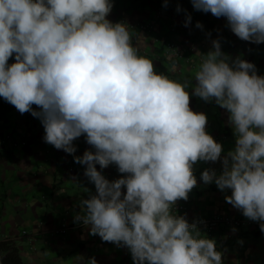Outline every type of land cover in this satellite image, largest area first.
Masks as SVG:
<instances>
[{"label":"clouds","instance_id":"obj_1","mask_svg":"<svg viewBox=\"0 0 264 264\" xmlns=\"http://www.w3.org/2000/svg\"><path fill=\"white\" fill-rule=\"evenodd\" d=\"M192 3L226 17L241 40L264 43V0ZM112 7L110 0H0V97L39 118L44 141L57 150L74 154L81 135L95 150L74 157L96 189L74 217L90 235L127 247L134 264H222L215 240L173 205L196 186L194 164L220 160L223 147L206 132V115L190 108L189 79L157 73L128 26L106 18ZM193 77L192 95L225 109L236 138L222 173L206 169L201 179L230 189L226 201L264 233V76L239 57L230 63L215 40ZM97 164L126 175L110 182Z\"/></svg>","mask_w":264,"mask_h":264},{"label":"crops","instance_id":"obj_2","mask_svg":"<svg viewBox=\"0 0 264 264\" xmlns=\"http://www.w3.org/2000/svg\"><path fill=\"white\" fill-rule=\"evenodd\" d=\"M110 2L113 7L106 18L128 26L139 55L152 60L157 73L180 82L189 79L190 108L206 115V132L223 147L220 160L194 164L197 184L188 193L191 201L185 210L180 206L186 200H178L173 213L188 221L223 219L212 226H197L202 236L215 240L217 250L223 253L222 264H264V233L259 222L247 219L226 201L230 189L221 191L214 181L205 184L201 179L206 169L221 174L223 157L235 147L229 114L214 101L192 95L194 72L201 54L213 49V41L220 42L230 63L239 57L253 63L261 76L264 43L241 40L231 31L226 17L217 18L210 11L200 10L207 14L202 18L192 16L186 8L158 0ZM197 22L202 27H197ZM173 44L175 49L171 48ZM33 109L40 110L36 105ZM44 135L40 119L31 113L21 114L14 108L0 114V239L9 238L17 245L24 264H76V256H83L85 264L93 257L97 264H134L127 247L90 235L88 227L74 220L81 212L80 201L96 194L94 183L84 175L86 165L74 159L82 157L86 150L95 151L85 135L73 141L74 154L57 150L44 141ZM96 168L110 182L126 175L115 164L104 169L97 164ZM122 194H126L125 187ZM228 218L239 219L242 224L235 226L225 221Z\"/></svg>","mask_w":264,"mask_h":264},{"label":"trees","instance_id":"obj_3","mask_svg":"<svg viewBox=\"0 0 264 264\" xmlns=\"http://www.w3.org/2000/svg\"><path fill=\"white\" fill-rule=\"evenodd\" d=\"M145 3L147 0H141ZM165 5H178L186 8L194 17L200 16L205 18L206 13H201L200 10L194 8L192 0H158ZM15 63V54L9 58L8 64ZM15 107L6 102L3 97H0V114L14 109ZM0 256L3 257L2 264H24L22 254L17 245L9 238L0 239Z\"/></svg>","mask_w":264,"mask_h":264},{"label":"built area","instance_id":"obj_4","mask_svg":"<svg viewBox=\"0 0 264 264\" xmlns=\"http://www.w3.org/2000/svg\"><path fill=\"white\" fill-rule=\"evenodd\" d=\"M175 45L173 44V45H171V48L172 49H175ZM191 201V198L189 197L185 202V204H183V205H181L180 206V208L181 209H185L186 210V206L185 205H188V203ZM223 219H220V218H214V219H211V220H207V221H200V220H198V221H188L190 224L191 223H193V222H195L196 224H197V226L198 225H200L201 223H206V224H209L210 226H212V225H214V224H217L219 221H222ZM225 221H228V222H233V224L236 226V225H240V224H242L241 222V220H239V219H230V218H228V219H226ZM24 233H26V232H24Z\"/></svg>","mask_w":264,"mask_h":264}]
</instances>
